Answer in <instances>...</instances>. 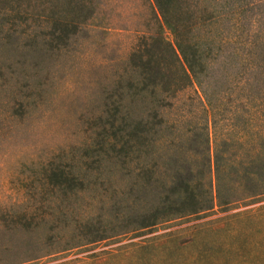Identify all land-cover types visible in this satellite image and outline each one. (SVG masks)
I'll return each instance as SVG.
<instances>
[{
    "label": "trees",
    "instance_id": "obj_1",
    "mask_svg": "<svg viewBox=\"0 0 264 264\" xmlns=\"http://www.w3.org/2000/svg\"><path fill=\"white\" fill-rule=\"evenodd\" d=\"M148 1V21L156 28L137 31L106 78L101 115L81 146L83 161L72 164L58 155L43 171L51 192L72 206L56 221L73 223L75 242L115 232L90 213L103 211L101 190L111 188L112 175L123 181L122 198L110 208L122 211L123 231L227 211L246 200L238 192L264 202V0ZM104 3L0 0V93L15 80L20 84L0 104H11L13 116L36 107L42 73L70 53ZM161 28L173 41L161 38ZM102 171L108 183L88 179ZM82 200H91L89 212ZM256 216H237L220 238H202L206 229L193 233L190 242L196 236L200 248L192 264L228 263L230 257L264 264V211L260 220ZM244 223H260L261 234L255 237ZM40 225L28 219L27 229ZM175 240L164 244L165 257Z\"/></svg>",
    "mask_w": 264,
    "mask_h": 264
},
{
    "label": "rangeland",
    "instance_id": "obj_2",
    "mask_svg": "<svg viewBox=\"0 0 264 264\" xmlns=\"http://www.w3.org/2000/svg\"><path fill=\"white\" fill-rule=\"evenodd\" d=\"M104 1L70 53L58 57L42 73V87L38 90L42 89V96L35 95V108L20 117L12 115L11 104L7 108L0 104V264H192L200 248L196 236L190 242L193 233L206 229L200 235L202 238H220L237 216L245 218L248 213H255L258 221L263 214L260 196L250 198L251 194L238 192L237 197L245 196L246 200L227 211L155 228L123 231L122 211L117 214L110 210L122 198L123 181L119 175H112L111 188L101 190L103 211L93 209L90 213L102 216L106 229L115 227V232L107 230L101 241L75 242L71 240L73 223L64 225L56 221L60 211L70 214L72 206H65L67 202H62L61 196H56L45 184L46 164L58 155L72 164L79 165V159L83 161L81 146L86 139L91 140L93 119L101 115V90L106 78L135 43L136 32L145 31L146 25L153 31L156 28L154 20L148 21L151 12L148 0ZM158 32L161 38L173 41L166 28ZM15 82L2 90L1 102L7 103L10 89H18L20 84ZM104 172L92 173L88 179L108 183ZM86 201L90 205L91 200ZM86 201L79 204L83 211L85 208L89 212V205L84 206ZM28 219L41 225L28 231ZM251 225L241 226L258 237L262 230L260 223ZM169 238L176 239V246L165 257V251L161 250ZM218 264L247 263L230 257L228 263L221 260Z\"/></svg>",
    "mask_w": 264,
    "mask_h": 264
}]
</instances>
